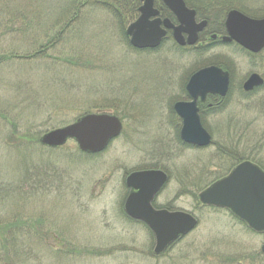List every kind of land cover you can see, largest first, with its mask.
Returning a JSON list of instances; mask_svg holds the SVG:
<instances>
[{
  "label": "rangeland",
  "instance_id": "374dc122",
  "mask_svg": "<svg viewBox=\"0 0 264 264\" xmlns=\"http://www.w3.org/2000/svg\"><path fill=\"white\" fill-rule=\"evenodd\" d=\"M243 1L244 10L230 9L264 17V0ZM101 2L0 0V264H264L263 234L197 198L235 160L264 167V85L248 96L240 89L251 73L264 79V49L250 54L203 34L194 47L167 39L135 50L125 31L138 13L123 27ZM217 64L231 86L224 109L204 116L214 144L182 146L172 105L193 71ZM91 113L122 120L103 152L39 143ZM153 166L169 174L153 205L197 219L158 256L153 234L123 208L126 175Z\"/></svg>",
  "mask_w": 264,
  "mask_h": 264
},
{
  "label": "water",
  "instance_id": "95a60500",
  "mask_svg": "<svg viewBox=\"0 0 264 264\" xmlns=\"http://www.w3.org/2000/svg\"><path fill=\"white\" fill-rule=\"evenodd\" d=\"M140 1L139 15L125 31L129 44L135 49L158 48L166 29H172L177 44L194 45L199 32L207 24L205 20L195 21V11L188 8L184 0H161L176 17V26L169 19L160 18L154 0ZM224 27L226 34L221 37L222 42L234 41L252 53L264 47V17L252 18L231 9L226 15ZM262 83V78L253 73L242 87L245 91H251ZM228 89V72L215 65L199 69L191 75L186 90L192 99L177 101L173 105L182 122L179 133L182 142L195 147L210 144V135L201 124L196 101L198 98L204 101L208 94L224 97ZM121 129V123L114 115L85 114L69 125L46 132L39 138V143L55 148L73 139L81 152L95 154L103 151L120 134ZM166 182L167 174L159 169L133 171L125 179L129 193L124 202V211L149 227L155 240L154 254L164 252L197 224V219L185 211L153 208L151 202ZM197 197L201 204L227 209L250 230L264 234V170L256 164L247 160L237 164L226 176L199 192ZM260 249L264 254V243Z\"/></svg>",
  "mask_w": 264,
  "mask_h": 264
},
{
  "label": "trees",
  "instance_id": "16d2710c",
  "mask_svg": "<svg viewBox=\"0 0 264 264\" xmlns=\"http://www.w3.org/2000/svg\"><path fill=\"white\" fill-rule=\"evenodd\" d=\"M99 2V0H97ZM107 1H112V0H102L101 3L102 5L105 6L104 8L107 9L110 13L113 14L115 18H117L119 21V24L123 23V27L125 26V16L130 15V18L128 20L132 21L137 15V8L140 5L138 0H114L113 5H106ZM186 4L194 9L196 11L197 19H205L207 20V27L204 30L203 34H216L217 36L224 34V25H223V15L226 12V10L230 8H240L241 10H244V1L243 0H185ZM72 5L77 4V0H71ZM128 3V7H126ZM155 5L158 6L160 9V15L161 17H167L173 20V15L163 6V4L158 0L155 2ZM114 7V8H113ZM129 12V13H128ZM223 14L221 16V19L219 20L218 16L219 14ZM135 14V17H134ZM255 17V15H253ZM122 27V28H123ZM168 39V36L164 39V41ZM199 39V40H200ZM163 41V42H164ZM212 42L218 43L220 42L219 40H213ZM221 43V42H220ZM218 65V64H217ZM225 69L227 67L224 66ZM245 95H250V94H245ZM228 101V96L219 104H213L212 108H208V106L204 104H199V112L201 114V118L204 119L205 114H210V113H217L220 112L221 110L224 109L225 105ZM204 122V120L202 121ZM178 139V136H177ZM179 141V140H178ZM214 144V142H212ZM218 152L221 156L226 155L223 153L225 152V147H220L218 149ZM232 152L228 153L231 154ZM233 159V158H232ZM235 160V159H234ZM240 161V160H239ZM253 162L257 163L259 166L264 168L260 163L256 162L255 160H252ZM235 162H238V160H235ZM235 164V163H234ZM154 167V166H153ZM169 208V207H166Z\"/></svg>",
  "mask_w": 264,
  "mask_h": 264
},
{
  "label": "flooded vegetation",
  "instance_id": "af4514ba",
  "mask_svg": "<svg viewBox=\"0 0 264 264\" xmlns=\"http://www.w3.org/2000/svg\"><path fill=\"white\" fill-rule=\"evenodd\" d=\"M167 18V17H166ZM174 18V17H173ZM169 20H170V22L173 24V25H178V22L176 21V19L174 18L173 20H171L170 18H168ZM165 35H167L168 36V38H173V32H172V29H166V34ZM166 38V36L164 37V39ZM163 39V40H164ZM211 40H216V39H212V38H210ZM184 46H186V47H192V46H188V45H184ZM194 73V71L191 73V75ZM187 81H188V79H187ZM187 81H186V83H185V86H184V88H183V93H184V97L182 98V99H180V100H177V101H185V100H191L192 98L190 97V95L188 94V92H187V90H186V84H187ZM185 98V99H184ZM224 100V97H221V98H219L217 95H207L206 97H205V99H204V101H201L200 100V98H198L197 99V101H196V104H197V107H198V115H199V118H200V120H202V118H201V114H200V112H199V104H204V105H206V106H208V108H212V105L213 104H219V103H221L222 101ZM171 113L173 114V115H175V113H174V110H173V107H172V109H171ZM206 115H208V114H205L204 116H206ZM176 116V115H175ZM178 118V117H177ZM180 129H181V124H180V128H179V130H178V134H176V136H179V133H180ZM166 173L168 174V172L166 171ZM168 176H169V174H168Z\"/></svg>",
  "mask_w": 264,
  "mask_h": 264
},
{
  "label": "bare ground",
  "instance_id": "6f19581e",
  "mask_svg": "<svg viewBox=\"0 0 264 264\" xmlns=\"http://www.w3.org/2000/svg\"><path fill=\"white\" fill-rule=\"evenodd\" d=\"M139 1V0H138ZM184 2H185V0H184ZM186 3V2H185ZM202 68H204V67H202ZM202 68H199V69H202ZM252 74V73H251ZM251 74H249L247 77H249ZM191 77V74L189 75V77H188V80H189V78ZM188 82V81H187ZM166 184V183H165ZM165 184L161 187V189H160V191L164 188V186H165Z\"/></svg>",
  "mask_w": 264,
  "mask_h": 264
}]
</instances>
